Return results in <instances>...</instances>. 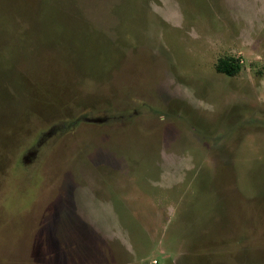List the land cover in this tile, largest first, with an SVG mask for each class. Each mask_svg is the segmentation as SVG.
I'll use <instances>...</instances> for the list:
<instances>
[{
  "label": "rangeland",
  "instance_id": "obj_1",
  "mask_svg": "<svg viewBox=\"0 0 264 264\" xmlns=\"http://www.w3.org/2000/svg\"><path fill=\"white\" fill-rule=\"evenodd\" d=\"M0 264H264V0H0Z\"/></svg>",
  "mask_w": 264,
  "mask_h": 264
},
{
  "label": "trees",
  "instance_id": "obj_2",
  "mask_svg": "<svg viewBox=\"0 0 264 264\" xmlns=\"http://www.w3.org/2000/svg\"><path fill=\"white\" fill-rule=\"evenodd\" d=\"M216 68L221 73L233 76L240 71L241 64L239 59L234 57H224L219 59Z\"/></svg>",
  "mask_w": 264,
  "mask_h": 264
}]
</instances>
